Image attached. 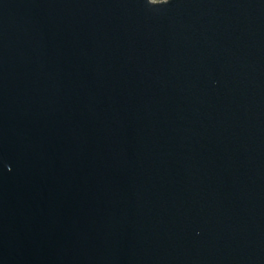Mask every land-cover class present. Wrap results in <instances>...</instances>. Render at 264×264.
<instances>
[{"label": "water", "instance_id": "obj_1", "mask_svg": "<svg viewBox=\"0 0 264 264\" xmlns=\"http://www.w3.org/2000/svg\"><path fill=\"white\" fill-rule=\"evenodd\" d=\"M0 264H264V0H0Z\"/></svg>", "mask_w": 264, "mask_h": 264}, {"label": "rangeland", "instance_id": "obj_2", "mask_svg": "<svg viewBox=\"0 0 264 264\" xmlns=\"http://www.w3.org/2000/svg\"><path fill=\"white\" fill-rule=\"evenodd\" d=\"M153 2H162V1H166V0H152Z\"/></svg>", "mask_w": 264, "mask_h": 264}, {"label": "clouds", "instance_id": "obj_3", "mask_svg": "<svg viewBox=\"0 0 264 264\" xmlns=\"http://www.w3.org/2000/svg\"><path fill=\"white\" fill-rule=\"evenodd\" d=\"M169 2H170V0H169Z\"/></svg>", "mask_w": 264, "mask_h": 264}]
</instances>
